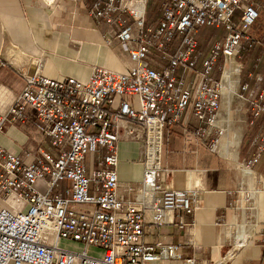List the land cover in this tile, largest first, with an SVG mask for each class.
Instances as JSON below:
<instances>
[{
	"label": "built area",
	"instance_id": "obj_1",
	"mask_svg": "<svg viewBox=\"0 0 264 264\" xmlns=\"http://www.w3.org/2000/svg\"><path fill=\"white\" fill-rule=\"evenodd\" d=\"M43 1L50 7L70 2L73 15L86 7L128 51L133 65L124 71L97 67L87 79L26 75L9 110L0 111V131L10 123H30L56 150L55 155L39 147L23 156L0 145V264H153L181 259V243H149L143 238L148 212L155 225L166 223L168 213L174 212L177 224L185 227L184 216L200 206L192 191L164 183L166 135L185 124L190 114L197 123L194 129L183 125L189 138L211 147L219 141L228 58L241 60L252 49L264 53L253 33L260 4ZM204 27L214 28L207 50L199 37ZM219 57L223 62L218 76ZM239 63L236 93L247 103L249 124L254 125L264 115V73H251L252 85L242 81L243 60ZM123 136L143 144V176L136 183L119 180L118 146ZM251 143L257 153L247 165L264 150V123ZM95 162L100 168L91 171ZM63 182L68 183L65 189L60 187ZM61 240L76 242L81 249L67 248Z\"/></svg>",
	"mask_w": 264,
	"mask_h": 264
},
{
	"label": "crops",
	"instance_id": "obj_2",
	"mask_svg": "<svg viewBox=\"0 0 264 264\" xmlns=\"http://www.w3.org/2000/svg\"><path fill=\"white\" fill-rule=\"evenodd\" d=\"M86 5L89 8L90 1ZM72 8L70 2L50 7L43 0H0V111L9 110L26 75L87 79L97 67L124 71L133 65L128 51L106 32L104 24L95 22L86 7L78 8L74 15ZM261 72L250 70L242 81L255 85L250 74ZM237 78L234 93H222L218 125L223 133L214 147L189 138L183 125L194 129L197 123L190 114L185 124L167 132L164 183L192 191L200 206L184 216L185 227L177 224L174 212L168 213L162 225H155L152 214H146L144 241L181 243V259L153 264H191L188 259L192 258L194 264H264V150L254 164L247 165L257 153L251 139L264 123V115L249 124L247 103L236 93ZM238 119L245 122L240 129L235 128ZM227 130L240 135L233 147L222 141ZM0 145L23 156L28 149L39 147L56 155L48 138L30 123L6 125L0 131ZM118 156L119 180L139 182L143 176L142 142L123 136ZM98 168L95 162L91 171ZM60 187L65 189L68 183ZM123 194L133 196L125 190Z\"/></svg>",
	"mask_w": 264,
	"mask_h": 264
},
{
	"label": "rangeland",
	"instance_id": "obj_3",
	"mask_svg": "<svg viewBox=\"0 0 264 264\" xmlns=\"http://www.w3.org/2000/svg\"><path fill=\"white\" fill-rule=\"evenodd\" d=\"M259 2H260L259 3L260 4V17H259L260 20H259V23L261 24L262 22H264V0H259ZM152 12H153V9H152ZM154 12H155V10H154ZM260 24H259V26H260ZM259 26H257V27L259 28ZM213 30H214L213 27H204L202 29V31H203V33L205 35V38H206V41L202 43L204 50H207L210 47L211 43H212V40H213L212 31ZM221 32H222V34L225 33L224 30H222ZM253 33L256 36L258 35L257 34L258 32H256L254 30V28H253ZM214 38L220 39L221 37H214ZM262 46L264 47V45H262ZM242 58L243 59H241V60H243L245 62L247 61V64L254 65V67L260 69L259 72H261V71H262L261 73L264 72V53H263V55H261V54H259L258 50L255 49V50H253V53L252 52H248L246 55H243ZM241 60L238 59V61L237 60L236 61L240 62ZM239 66H240V63H239ZM245 68H246V65L243 63V69H242V73H241L242 77L245 76ZM216 73H217V75H219V71H216ZM243 125H245V122L238 119L236 124H235V128L236 129L237 128L240 129V127H242ZM231 128L233 129V127H231ZM38 186H39V189L45 190V186L44 185L39 184ZM77 244L78 243L72 242V241H67V240L62 241V245L63 246H70V247H74L75 246V248H79L77 246H79L80 244L79 245H77ZM90 251L92 253H97V249H95L94 247H91Z\"/></svg>",
	"mask_w": 264,
	"mask_h": 264
},
{
	"label": "bare ground",
	"instance_id": "obj_4",
	"mask_svg": "<svg viewBox=\"0 0 264 264\" xmlns=\"http://www.w3.org/2000/svg\"><path fill=\"white\" fill-rule=\"evenodd\" d=\"M239 62H237L233 57L228 58L227 63L225 64L224 67V71H223V89H222V93L225 96H229L232 93H234V87H235V82H234V78L238 76L239 73ZM238 80V78H237ZM223 133V131H222ZM225 137V140H224ZM239 133L237 131H228L225 133V136L223 135V139L222 141L225 143L224 144H229L230 147H233L235 144H237V142L239 141ZM11 200L13 201V198L11 197ZM62 241L65 240H61V244ZM79 245V244H77ZM67 248H71V249H81V245H79V248H75V247H70V246H65Z\"/></svg>",
	"mask_w": 264,
	"mask_h": 264
},
{
	"label": "trees",
	"instance_id": "obj_5",
	"mask_svg": "<svg viewBox=\"0 0 264 264\" xmlns=\"http://www.w3.org/2000/svg\"><path fill=\"white\" fill-rule=\"evenodd\" d=\"M259 20L260 19H258L257 20V22L255 23V25H254V30L256 31V32H258L257 34V38L259 39V41L261 42V44L262 45H264V22H262L261 24L259 23ZM259 24H260V26H259ZM257 26H259V28L257 27ZM261 29V30H260ZM199 37H200V40L202 41V43L203 42H205L206 41V38H205V35H204V33H203V31L201 30V32H200V35H199ZM253 50H255V49H252L251 51H249V52H252L253 53ZM222 62H223V59H222V57H219V61H218V67H217V70L220 68V66L222 65ZM245 65H246V68H245V75L248 73V71H250V70H253V71H260V69H258V68H256V67H254V65H249V64H247V61L245 62Z\"/></svg>",
	"mask_w": 264,
	"mask_h": 264
}]
</instances>
